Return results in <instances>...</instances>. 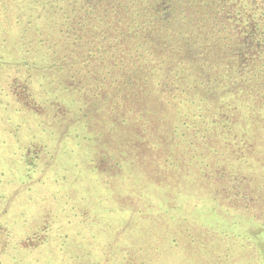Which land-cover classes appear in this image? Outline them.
I'll list each match as a JSON object with an SVG mask.
<instances>
[{"label": "trees", "instance_id": "1", "mask_svg": "<svg viewBox=\"0 0 264 264\" xmlns=\"http://www.w3.org/2000/svg\"><path fill=\"white\" fill-rule=\"evenodd\" d=\"M255 1L0 0V60L19 63L4 86L14 81L21 98L37 77L59 95L49 116L61 126L73 122L60 112L75 108L81 124L91 105L116 112L123 102V141L135 124L148 127L141 161L150 172L159 160H186L203 190L197 199L231 198L228 208L264 226V102L255 103L264 90V22L244 8ZM224 6L235 11L234 40L221 43L204 20L216 23Z\"/></svg>", "mask_w": 264, "mask_h": 264}, {"label": "rangeland", "instance_id": "2", "mask_svg": "<svg viewBox=\"0 0 264 264\" xmlns=\"http://www.w3.org/2000/svg\"><path fill=\"white\" fill-rule=\"evenodd\" d=\"M244 8L264 22V0ZM215 11L217 25L210 14L204 25L216 29L213 40L233 41L235 11ZM18 64L0 60V264H264L260 221L228 208L231 198L198 200L202 189L186 160H159L150 172L141 161L148 127L135 124L123 141L128 106L91 105L81 124L73 108L60 112L73 124L57 125L49 116L57 88L53 98L35 77L18 98L12 79L4 86ZM255 100L264 102V90Z\"/></svg>", "mask_w": 264, "mask_h": 264}]
</instances>
